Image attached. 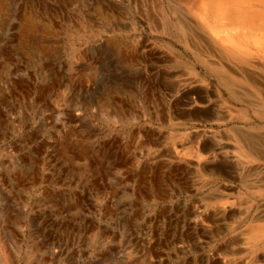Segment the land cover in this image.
<instances>
[{"label":"rangeland","instance_id":"374dc122","mask_svg":"<svg viewBox=\"0 0 264 264\" xmlns=\"http://www.w3.org/2000/svg\"><path fill=\"white\" fill-rule=\"evenodd\" d=\"M188 1L0 0V264H264V52L196 14L264 0Z\"/></svg>","mask_w":264,"mask_h":264},{"label":"bare ground","instance_id":"6f19581e","mask_svg":"<svg viewBox=\"0 0 264 264\" xmlns=\"http://www.w3.org/2000/svg\"><path fill=\"white\" fill-rule=\"evenodd\" d=\"M194 1H188L189 3L191 2L192 7L194 6L192 5ZM196 14L217 38L220 37L219 39L222 43L243 49L246 52H251L252 50L264 52V35L260 34V32L264 33V16L260 15V13L245 12L243 16L234 9L224 8L221 4L208 5L203 3L202 8ZM225 22L230 27V32L228 31V33L221 31V26H224ZM238 31L243 33L240 34ZM227 89L231 91V88L227 87Z\"/></svg>","mask_w":264,"mask_h":264},{"label":"crops","instance_id":"0c3cea01","mask_svg":"<svg viewBox=\"0 0 264 264\" xmlns=\"http://www.w3.org/2000/svg\"><path fill=\"white\" fill-rule=\"evenodd\" d=\"M218 78V80H219V83L220 84H222L223 86H224V88H226V86L221 82V79L219 78V77H217ZM226 90H228L227 88H226ZM232 90V89H231ZM229 91V90H228ZM230 93H232V95H234L235 96V92H233V91H229ZM207 94V93H206ZM208 94H210V93H208ZM203 93H200V94H198V97L199 98H202V99H204L205 98V96H203ZM189 97V96H188ZM209 97V96H208ZM189 99H192L191 97H189ZM204 113V112H203ZM202 113V114H203ZM203 115H206V116H208V117H215L216 115L213 113V112H211V111H205V113L203 114ZM220 117V116H219ZM219 117H217V118H219ZM262 229V227H258V229L257 228H254L252 231H251V236H253V235H256L258 232H260V231H262L261 230Z\"/></svg>","mask_w":264,"mask_h":264}]
</instances>
